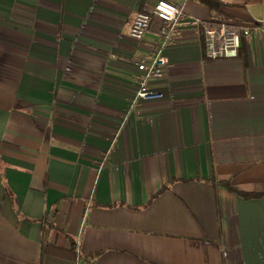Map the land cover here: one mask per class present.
Segmentation results:
<instances>
[{"label": "crops", "instance_id": "obj_1", "mask_svg": "<svg viewBox=\"0 0 264 264\" xmlns=\"http://www.w3.org/2000/svg\"><path fill=\"white\" fill-rule=\"evenodd\" d=\"M156 1L0 0V264H264V0H165L129 108ZM194 21L248 35L209 60Z\"/></svg>", "mask_w": 264, "mask_h": 264}, {"label": "built area", "instance_id": "obj_2", "mask_svg": "<svg viewBox=\"0 0 264 264\" xmlns=\"http://www.w3.org/2000/svg\"><path fill=\"white\" fill-rule=\"evenodd\" d=\"M152 18L160 23L157 46L150 58L135 63L138 75L135 77L134 91L128 102L129 108L137 102L152 101L162 97L159 92L150 89L149 84L163 78L167 64L163 50L173 41L182 25L190 24L184 21L182 10L178 6L165 0H157L149 13L135 14L129 26V37L140 41L147 32ZM194 23L199 24L203 29L204 54L209 60L236 57L241 36L248 35L246 30L228 27L225 24L210 25L200 21H194Z\"/></svg>", "mask_w": 264, "mask_h": 264}, {"label": "trees", "instance_id": "obj_3", "mask_svg": "<svg viewBox=\"0 0 264 264\" xmlns=\"http://www.w3.org/2000/svg\"><path fill=\"white\" fill-rule=\"evenodd\" d=\"M205 5H207L209 8L212 6V4H216L215 0H202ZM237 195H239L242 198H251V197H258L259 195L250 196L243 193L235 192Z\"/></svg>", "mask_w": 264, "mask_h": 264}]
</instances>
